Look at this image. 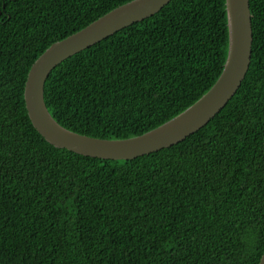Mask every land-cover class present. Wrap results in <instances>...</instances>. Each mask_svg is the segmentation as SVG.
I'll return each mask as SVG.
<instances>
[{
	"label": "trees",
	"instance_id": "obj_1",
	"mask_svg": "<svg viewBox=\"0 0 264 264\" xmlns=\"http://www.w3.org/2000/svg\"><path fill=\"white\" fill-rule=\"evenodd\" d=\"M130 0H0V264H259L264 252V0H250L241 87L184 140L134 159L56 147L24 90L55 41ZM226 0H171L57 65L63 126L123 139L176 116L219 78Z\"/></svg>",
	"mask_w": 264,
	"mask_h": 264
},
{
	"label": "water",
	"instance_id": "obj_2",
	"mask_svg": "<svg viewBox=\"0 0 264 264\" xmlns=\"http://www.w3.org/2000/svg\"><path fill=\"white\" fill-rule=\"evenodd\" d=\"M171 0H130L103 14L82 29L53 42L32 64L24 90L28 115L39 133L56 147L105 159H134L184 140L226 106L241 87L252 59L253 26L250 0H226L228 54L214 85L197 101L163 124L143 134L109 139L73 131L59 123L45 100L51 71L70 56L139 22ZM259 264H264V252Z\"/></svg>",
	"mask_w": 264,
	"mask_h": 264
},
{
	"label": "rangeland",
	"instance_id": "obj_3",
	"mask_svg": "<svg viewBox=\"0 0 264 264\" xmlns=\"http://www.w3.org/2000/svg\"><path fill=\"white\" fill-rule=\"evenodd\" d=\"M161 10V9H160Z\"/></svg>",
	"mask_w": 264,
	"mask_h": 264
}]
</instances>
